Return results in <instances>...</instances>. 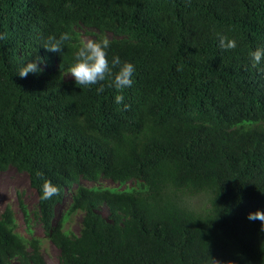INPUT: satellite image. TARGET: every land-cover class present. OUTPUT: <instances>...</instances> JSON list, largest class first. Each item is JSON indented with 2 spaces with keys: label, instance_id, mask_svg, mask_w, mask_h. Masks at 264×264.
<instances>
[{
  "label": "trees",
  "instance_id": "obj_1",
  "mask_svg": "<svg viewBox=\"0 0 264 264\" xmlns=\"http://www.w3.org/2000/svg\"><path fill=\"white\" fill-rule=\"evenodd\" d=\"M65 31L61 52L42 46ZM0 34V172L27 174L59 264H264V224L247 219L264 211V60L251 62L264 0H0ZM83 36L109 39L110 65H135L131 87L64 78ZM35 56L43 71L20 77ZM101 179L124 187L80 183ZM75 212L78 233L64 229ZM16 226L6 206L0 264H47Z\"/></svg>",
  "mask_w": 264,
  "mask_h": 264
},
{
  "label": "clouds",
  "instance_id": "obj_2",
  "mask_svg": "<svg viewBox=\"0 0 264 264\" xmlns=\"http://www.w3.org/2000/svg\"><path fill=\"white\" fill-rule=\"evenodd\" d=\"M3 34H0V39H3ZM73 40V35L69 31L60 33L58 36L49 35L47 42L42 45L47 51L61 52L65 49L66 43ZM221 46L233 49L237 46V41L225 36L219 37ZM110 41L105 36H100L97 39H83L81 38L78 43L74 44V62L68 67L67 73L70 75L75 84L90 87L104 81L106 77L110 81V86L117 90H122L131 87L133 84V76L135 73V65L132 62H121L118 56H113L111 65L108 60V52ZM264 60V46L257 47L251 52V62L253 67L260 64ZM43 60L39 56L34 59H28L22 64L18 71L20 77H25L28 74H38L43 71L39 65ZM115 69V71H114ZM65 74V73H64ZM98 92L104 91V85L100 84L97 88ZM124 96L117 94L114 97V102L117 104L122 103ZM57 188L50 183L44 185V193L42 198H50L56 194ZM249 220H259L264 224V211L256 210L247 214ZM24 237V236H23Z\"/></svg>",
  "mask_w": 264,
  "mask_h": 264
},
{
  "label": "rangeland",
  "instance_id": "obj_3",
  "mask_svg": "<svg viewBox=\"0 0 264 264\" xmlns=\"http://www.w3.org/2000/svg\"><path fill=\"white\" fill-rule=\"evenodd\" d=\"M84 39H92L88 36H83ZM64 74L65 79H70L71 76ZM81 185L86 187L93 186H106V187H119L122 189L124 186H119L116 183L110 182V180L101 179L97 183L82 180ZM132 183H127L125 186L130 187ZM3 193V194H2ZM20 201L26 206L30 213V229L28 232L27 225L24 220V216L21 212ZM70 202V195L65 194L63 199L54 205L53 210L55 212L56 220L61 217V214L65 213L68 209ZM193 206L198 208L199 206L206 205V198L204 195H197L190 199ZM39 196L36 191L30 186L29 179L26 173L18 172L13 167H8L6 170L0 172V212L6 207H10L14 211V216L16 218V231L24 236L26 239H30L31 236H36L41 240L40 252L47 264H59V251L58 249L44 236V229L41 223L34 218V212L39 214ZM103 216L108 215L105 206H101L97 209ZM40 215V214H39ZM82 213L75 212L68 216L67 221L64 224V229L78 233L80 227ZM12 264H14L12 262Z\"/></svg>",
  "mask_w": 264,
  "mask_h": 264
},
{
  "label": "bare ground",
  "instance_id": "obj_4",
  "mask_svg": "<svg viewBox=\"0 0 264 264\" xmlns=\"http://www.w3.org/2000/svg\"><path fill=\"white\" fill-rule=\"evenodd\" d=\"M3 194V193H2Z\"/></svg>",
  "mask_w": 264,
  "mask_h": 264
}]
</instances>
